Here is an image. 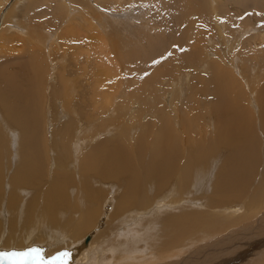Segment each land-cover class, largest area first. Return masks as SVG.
Masks as SVG:
<instances>
[{
    "label": "bare ground",
    "instance_id": "bare-ground-1",
    "mask_svg": "<svg viewBox=\"0 0 264 264\" xmlns=\"http://www.w3.org/2000/svg\"><path fill=\"white\" fill-rule=\"evenodd\" d=\"M181 2L185 4L182 0ZM194 2L192 0L191 12L188 17L182 8L183 15H168L164 20H161L160 17V20L156 19V22L169 27L171 24L177 23V20L178 25L179 22L184 21L182 31L188 32V39L185 41H192L189 38L192 32L191 13L194 14L193 16H199L203 21L208 18L205 14L207 8L204 6L203 9L201 6H196ZM193 8H195L196 14L192 12ZM110 14L117 15L116 12ZM100 19L102 21V18ZM96 21L97 24L98 22L102 24L101 21ZM208 21L210 20L208 19ZM106 25H108L107 20ZM33 34L37 37L36 30L33 31ZM141 38L143 43L141 49L138 52L128 53L129 55H138L137 59L134 58L137 63L132 62L137 68L136 75L138 77H144L143 73L149 71L151 67L159 65L158 63H165V59L160 57L158 53V49L165 42V36L158 33L143 35ZM34 39L36 40V38ZM37 39L39 38L37 37ZM103 40H105L104 37ZM178 45V48L183 50L181 42ZM193 45L194 49L189 58L190 63H195L196 60L203 58L198 49L200 44L196 41V44L193 42ZM118 56L121 59L124 58L121 52ZM100 57L102 58V56ZM38 58L41 61V58ZM39 59L37 60L39 61ZM34 60L36 61V59ZM169 60L167 58V62ZM154 61H158V63H154ZM17 69L21 71L23 67ZM13 71L14 73L11 74L0 69V239L3 243L1 249L19 252L23 247L20 246L22 240L30 231H34L35 239L23 248L33 249L34 243H45V238L47 243H55V249H47L45 256L40 254L42 255L40 261L34 256L28 258L32 262L34 260L39 261L36 264H64V260H60V262L53 260L56 257L55 253L62 247H69L71 251L80 249L78 252L80 258L78 256L76 262L80 260L82 264H206L204 262L209 253L203 252L202 249L195 250L193 246L191 248L194 251L187 252L186 250L191 243L187 244L186 242L189 241H186V238L192 239L191 236L197 235L199 232L202 233L203 237H206L209 233L213 231L217 233L221 231L222 227L232 225L236 221L226 222L224 224L228 225L225 226L220 220L217 223L209 221L205 218L203 211L198 208L190 210L186 208L188 203L197 201L199 204L211 208L210 214L213 213L215 216L228 212L230 216H224L222 219L231 217V214L237 212V209L242 208L244 210L239 215V221L247 223L241 225L242 227L246 226L243 227L244 232L237 227L230 229V235H227L225 244H223L225 247L223 253H231V255L226 262H216L215 264H239L248 256L260 254L257 251L261 245L264 246L262 235H260L262 236L260 240H258L260 236L255 240L253 237L252 240L248 235L251 239L248 240L249 242H247V238L242 237L243 240L239 241V239L238 245L230 247V244L233 242L236 244L235 240L242 234L253 230L257 222L253 223L252 219H249L255 213L259 215L262 210L264 211V90L261 94H256V98L253 94L256 102L255 109H257L256 116H254L255 110L251 113L241 103L243 100L239 96L235 94H229V96L227 90L225 93V88L223 89L221 86L225 81L219 83L221 76L218 77L213 73L214 71L212 72V80L210 81L213 83V85L211 84L213 87H207L208 91L206 89L207 81L203 82L202 73H197L201 76L195 80L204 84L201 86L200 93L207 91L212 93L188 94L187 97L185 94L182 97L176 95L170 100L171 102L166 103L168 107L161 103L158 106L156 103L160 99L155 94L149 99L144 98L142 94H135V100L140 106L134 111L126 112L127 108H120L121 104L117 107L114 105L115 107L111 112L104 111L102 115L97 117L95 125L87 122L86 125H83L84 129L83 126L79 125L80 129L76 130L75 126L78 124L75 125V122L73 123L74 118L72 119L76 115L73 113L72 94L67 92L70 88L73 89L76 83L72 84L69 81L71 84L68 85V80L65 81L66 91L64 94H59L56 89L57 85L52 84L49 92L45 90L47 93L45 94V92L40 91L43 85L41 87L38 85V81L43 82L42 79H44V77L38 79L41 75L38 68L31 65L29 73L32 77L29 81L25 80L26 77L24 79V76L20 77L21 79L14 78L19 76L17 74L13 77L12 75L17 73L15 67ZM28 71L29 69L27 73ZM215 73L219 74L218 72ZM108 75L107 73V78ZM167 75H172V72L162 68L159 73H152L150 79ZM222 75L225 73L222 72ZM144 79L147 84L151 82L146 78ZM229 82L230 85L231 82ZM57 83L60 84L59 79ZM46 87L49 89L48 84ZM198 91L197 93H199ZM58 96L63 100L58 110L61 119L57 120L58 112L52 118L50 116L52 115L51 109L48 108L50 112V115L46 117L49 120L48 125L43 126L45 132L47 126L52 127V138L50 141L46 140L50 144L48 146L50 148L47 149L46 143L43 142V136L45 135L46 139H50V137L47 133L42 135V117L45 119L43 107L46 99L50 108L57 107L55 104L60 100V98L57 99ZM97 97L98 94L91 97L94 105H98ZM103 98L101 107H108L114 100L113 97L108 98L106 95ZM82 100L85 101L81 99V103ZM181 100L182 103L180 104H183L186 110L183 109L181 114L175 116L172 113L173 104ZM199 102L202 103L203 107L197 109L195 106L198 107ZM77 104L78 101L75 107H78ZM178 110L180 111V109ZM53 111L56 112L57 110L53 109ZM78 111L82 113L83 107H80ZM72 114L74 115L72 116ZM117 115L121 122L114 126L112 121L114 118L117 119ZM80 116V120H83V117ZM91 117L94 119V114ZM129 118L130 120L135 119L136 123L141 125L136 124L140 127L139 133L135 132L132 135L133 131L131 132L130 129L134 123ZM140 118H144V121L145 118L150 121L147 123L137 122L136 119ZM92 119L90 120L92 121ZM112 126L116 130L119 129V136L110 132L109 127L112 128ZM137 126L134 127L137 129ZM95 127L102 131L99 132ZM3 128H6V134H4ZM132 138L135 142H130ZM83 143L88 144V149L85 150L84 154H82ZM49 149L52 151L51 158L48 153ZM50 160L51 165L49 164ZM12 164L13 169L11 168ZM49 166L52 168L48 174ZM74 173L78 175L77 181L74 179ZM119 183H122L123 187ZM104 186L108 188L106 189ZM162 190H167L165 193H169L170 196L176 190L185 192L180 193L179 198H172V202L170 201L172 204L169 203L173 210L178 211L168 212V209H161L157 206L153 209L148 207L154 199L161 200L160 196H166V194H158ZM196 192L202 193L195 197L194 193ZM108 194L111 196L114 194V204L111 207L113 206L116 212L113 220L126 213H133V211L137 213L139 207L145 208L148 205L147 216L151 218L146 223V232L144 231L143 238L133 234L136 230L123 231L124 235L122 233L121 236L133 237L121 241L117 235V233H121L120 226L115 227L114 232L111 231L110 225L105 228L104 233L95 229L102 209L106 208V203L109 202L105 201L109 197ZM181 194L186 196H181ZM97 195H102V198L98 199ZM193 197L197 200L190 201L188 199ZM230 205L237 206V209L228 210L225 207ZM221 206L225 208L222 207L221 210H218ZM161 212L165 213L161 214ZM238 225L240 226V224ZM262 226L258 227L261 229V231L259 229L260 232H263L264 227ZM41 227L44 228V231L40 229ZM258 228H256L257 232ZM45 230L48 231V234H45ZM90 230L95 231V233L84 237ZM254 230L253 234L255 233ZM38 231L42 232V236L36 235ZM115 232L116 234H113ZM223 235L225 234L218 235L216 238L219 239ZM49 236H52L53 240L47 239ZM97 238L109 241H104L102 245L95 246ZM63 239H65L64 242ZM220 244H222V240H220ZM108 247H110L109 250ZM239 248L245 249L242 254L243 257L238 255L243 250L236 253ZM219 249L218 253H213L217 260L225 257ZM221 249L223 248L221 247ZM185 251L187 254L182 257ZM53 254L54 257L50 258L49 256ZM233 255L237 256L232 257ZM32 262L30 261L29 264H33ZM261 264H264V259Z\"/></svg>",
    "mask_w": 264,
    "mask_h": 264
},
{
    "label": "rangeland",
    "instance_id": "rangeland-1",
    "mask_svg": "<svg viewBox=\"0 0 264 264\" xmlns=\"http://www.w3.org/2000/svg\"><path fill=\"white\" fill-rule=\"evenodd\" d=\"M182 1L185 4H182L181 0H0V69L5 70L7 73L10 72L12 74L14 73L13 69L15 67L17 73L13 74L12 76L14 77V75L17 76L18 74L19 77L14 78L21 79L24 76V79L26 77L25 80L29 81L32 77V75L29 73L31 70V65L35 66L40 70L42 75H40L38 79H42L44 77V79H42L43 82L38 81V85L39 87L43 85V87L40 88V91H42V93L45 92V94H47L46 91L49 92L50 85L52 84L57 85L56 89L59 91V94H64L66 91L64 84L65 81L68 80V85L70 83L69 81H71L72 84L76 83L73 89L70 88V90H67L68 94H72L71 101L72 103H74L73 113L76 114L75 116H73L74 114H72V119L74 118L73 123L75 122V125L78 124V126H75L76 130L80 129L79 125H86L87 122L88 124L91 123L95 125L94 123L97 121L98 116L102 115L104 111H108V113L111 112L113 107H117L119 104H121L120 108H127V110H125L126 112L134 111L135 109H137L138 106H140L135 100V94H142L146 99L151 98L152 95L154 96L155 94V96L161 101L157 102L156 104L158 106L161 104H165V107H168L166 103L171 102L170 100H172L176 95L182 97L185 94V97H187L188 94H210L212 92H208L209 89L207 87H213V83L210 81L212 80L211 74L213 75V73L218 77L221 76L219 83L225 81V84L222 83L221 85L223 89L225 88V93H227V90V95L235 94L239 96L240 99L243 100L241 101V103L248 110H250L251 113H253V111L255 110L253 114L254 116H256L255 112L257 109H255L256 102L254 101V97L256 98V94H261V92L264 90V0H193L195 1L194 4L196 6H201L203 7V9L204 6L207 8H205L207 12L205 14L208 18L207 20L203 21L199 18V16H193L194 14L191 13L192 32L189 38H191L192 41H185V39H188V32L182 31L184 21H182L181 23L179 22L178 25L177 20V23L171 24L169 27H166L165 25L156 22V19L160 20V17L161 20H164L166 16L168 17V15H183L182 8L184 10V13L186 14V17H188L191 12L192 0ZM186 1L188 6L186 5ZM194 11L195 8H193L192 12L196 14V12ZM111 12H116L117 15L110 14ZM100 18H102V21ZM105 19L107 20L108 25H106ZM208 19L210 21H208ZM96 20L101 21L102 24L99 22L97 24ZM103 22H105L104 25ZM35 26L37 27V29H35ZM104 26L106 27V29ZM34 30H36L37 37L39 39L34 36ZM158 33H162V35L165 36V42L158 49V53L160 54V57L165 59V63L163 64L162 62H155L159 64L156 65L157 67H151L149 71L147 70L143 73L145 75L144 77H138L136 75L137 68L134 66V64H132V62H135L134 58L136 57L137 59L138 55L129 54L130 52H138V50L141 49V46L143 45L141 37L143 35H153ZM101 35L103 36L101 37ZM103 37L105 40H103ZM34 38H36V40ZM196 41L201 46H199L198 49L199 52L202 53L203 58L201 60H196L195 63H190L189 58L194 49L193 42H195L196 44ZM179 42H181V48L183 50H180V48H178ZM89 44L91 45L89 46ZM113 46L114 48H112ZM118 47H120V51ZM115 50L116 52H114ZM120 52L121 55L124 57H122L123 59L118 56ZM36 56L40 57L41 61ZM100 56H102V58ZM167 58L170 59L168 62ZM34 59H36V61ZM37 59H39V61ZM135 63H137V60ZM38 64H41L40 67ZM16 67H23V70L20 71V69H17ZM162 68H166L167 71H171L172 75H167L164 77L159 76V78L156 77L155 79H150V75H152V73H159ZM28 69V73L30 75L27 73ZM84 71L86 72L84 73ZM215 72H218L219 74H216ZM222 72H224L225 75H222ZM107 73L109 74L108 78L106 77ZM197 73H202L203 76L197 75ZM198 76H201V78H203V82L207 81L206 89L208 90V93H200V90H202L201 86L204 84L200 81L195 80V78H198ZM144 78L150 80L151 82L147 84V81ZM58 79L60 80V84L57 83ZM227 79L231 82L230 85L228 84ZM47 84L49 86V89H47L46 87ZM208 84L210 85L208 86ZM197 91L199 93H197ZM95 94H98V105H94L92 102L93 98L91 97ZM77 95L79 98L77 97ZM105 95L108 96V98L113 97L114 100L110 103V105H108V107H101L104 101L103 96L105 97ZM76 97L78 100L76 99ZM59 98L60 96L57 97V99ZM81 99H84L85 101L82 100L81 103ZM119 99L121 103L120 101H118ZM61 101L63 100L60 98V100H58V102L55 104V106L57 105V107H55L57 109H55L50 108L48 105V100H45V106L43 105L44 109L42 108L43 110H45V119H43L42 117L43 122H41L42 129L44 128L43 126L48 125L49 120H47L46 118L48 115H50L48 108L51 109L52 115L50 116H52L53 118L54 114L56 115V113L60 109ZM77 101L78 104L76 106L78 107H75ZM180 103H182V100L173 104L172 113L175 116L179 115V113L181 114L183 112V109L186 110L185 106ZM80 107H83L82 113L78 111ZM195 107L199 109L203 107V105L201 102H199L198 107ZM53 109L57 111L54 112ZM178 109H180V111ZM91 111L94 112V119H92L91 117L93 116ZM46 113L48 114L46 115ZM58 114L57 120L59 121V119H61V116L59 112ZM78 115H82L80 117H83V120H80ZM118 117L119 116L117 115V119L114 118L112 121V124H115L114 126H117L116 124H118V122H121ZM90 119H92V121ZM140 119H136L137 122L147 123L150 121L146 120V118L145 121L144 118ZM57 120L56 122L58 123ZM130 121L134 123L135 127L137 125L141 126L140 124L136 123L135 119H132ZM44 122H47V124H45ZM209 125L212 126L211 124ZM114 126H112V128L109 127L110 132H114L115 136H119V129L116 130ZM139 126H137V129L135 127H132L130 129L131 132L133 131L132 135H134L135 132L139 133ZM51 128V126H47L46 132L44 131V129L42 131V135L47 133V135L50 137V139H46V136H43V142L46 143L47 149L50 148L48 147L50 144L49 142H46V140L50 141L52 138ZM95 129L97 128L95 127ZM3 131L5 132L4 134H6V128H3ZM101 131L102 130H99V132ZM131 141L135 142L133 138L130 140V142ZM84 142H86V140H84ZM87 149L88 144L83 143L82 154H84L85 150ZM49 151L50 149L48 150V153L50 155H48L51 158L52 151ZM50 163L51 160L49 164ZM11 168L13 169V164ZM49 168L48 174L50 173L52 166H49ZM73 176L74 179L77 181V173H74ZM121 184L122 183H119V185ZM121 186L123 187V185ZM104 188L107 189L108 187L104 186ZM166 191L167 190L159 191V195L166 194V196H160L162 198L161 200L157 198L151 202L149 201L151 205L147 206L151 207L152 209L155 206L161 209H168V212L178 211L176 209H172V206L170 205L172 204L171 199L179 198L180 193L185 192H180L176 190V192H172V195L170 196L169 193H165ZM110 193H113V191H110ZM201 193L202 192H196L194 193V196L196 197ZM207 193H209V190H207ZM113 195L111 196V194H108L109 197L105 201L109 202L106 203V208L102 209V214L100 216L101 218H98L99 221L98 224L95 226V229L104 233L105 228L110 225L109 227L111 228V231L114 232V228L120 226L122 230L121 233L119 232L117 233V235L121 241H125L126 239L133 237H129L128 235L121 236L122 233V235H124L123 231L129 232L131 230H136L137 233L133 232V234L137 236L140 235L142 237L144 231L146 232V223L151 218L147 216V212L149 211L147 206L145 208L139 207V211L137 213L135 211H133V213H126L122 217L115 218L113 220V217L115 216L114 214L116 212V210L113 209V206L111 207V205L114 204ZM182 195L183 194H181V196ZM183 196L186 195L184 194ZM97 198L101 199L102 195H97ZM188 199L190 201L197 200L194 197ZM188 205L186 206V208H188L189 210L193 208H198L200 211H203L205 218L211 222L217 223L220 220L224 224L226 222L229 223L231 220H234V222L236 221V223L232 225L224 224L225 226H228L224 228L222 227V229L220 228L221 231L217 233L213 231L206 235V237H203L202 233L199 232V234H197L198 236L192 235V239L186 238V241H189L186 243H191L190 247H188V249L186 250L187 252L194 251L192 249L194 247L195 250L202 249L203 252L209 253L208 258L205 259L207 262L205 261L204 263L215 264L216 262H226L227 258L229 257V255H231V253H223V251H225V247L223 246V244H225V238L227 237V235H230V229L237 227L239 229H242L243 231V227H246H242L241 225H245L247 223L239 221V215H241L244 210L242 208L240 210L237 209V206L235 205H230L231 207L225 206L228 210L236 208L237 212L231 214V217L229 218L222 219L224 218V216L227 217L229 215L228 212H224L215 216L213 215V213L210 214L211 208H209L207 205L204 206L202 204H199L197 201L188 203ZM222 207L224 206L219 207L218 210H221ZM165 212H161V214ZM255 215L256 213L249 219H252L251 221L253 223L257 222L254 229L262 225V227H264V211L262 210L260 212V216ZM262 215L263 217L261 218ZM251 221L249 222L251 223ZM238 224H240V226ZM40 229L44 231V228L41 227ZM259 229L260 228H258L259 233L256 229L254 230L255 233L253 234V230L251 229L245 234H242L237 240H235L236 244H234L233 242L232 244H230V247L238 245L239 241L243 240L242 237L245 239L247 238V242H249L253 237L254 240L255 238L257 239V237L260 235L264 237V228L262 229L263 232H260L261 229L260 231ZM46 231L47 230H45V234H48V231ZM88 232L84 235V237L90 235L91 233H95V231L91 230ZM113 234H116V232ZM221 234H225L226 236L223 235L219 239L216 238L218 235ZM34 235L35 232L30 231L28 235L25 236V238L22 240L20 246L25 247L26 245L30 244L36 237H34ZM36 235L42 236V232L38 231ZM248 235L251 239L248 237ZM262 236H260L258 240L262 239ZM47 239L53 240V237L49 236ZM220 240H222V244H220ZM64 241L65 239H63V242ZM104 241L109 240L97 238L95 246L102 245ZM45 243L36 242L34 243L35 245L33 244V249H43L40 252V254H43V256H45V254L47 253V249H55V243H47L46 238ZM2 246L3 243L0 239V249L2 248ZM23 247L19 251L22 254L27 253V251L30 250L27 247L26 248L28 250ZM221 247L223 249H221ZM218 248H220L219 251H222V253L225 255V257H223V255H220L223 257L220 258V260H217L213 255V253H218ZM109 249L110 247H108V250ZM43 251L44 253H42ZM186 251L182 257L186 256ZM238 251H242L238 254L242 256L245 249L239 248L236 253H238ZM263 251L264 246L261 245V248L257 251L260 252V254L257 253L256 255L248 256L239 264H259V262L261 264L264 259ZM61 252L68 253V258L67 260H64V264H76L77 262V264H82L80 260L76 262L78 256L80 258V255L78 254V252H80V249L71 251L69 247H62L61 250L55 253V255L57 256L58 253ZM235 256L233 255L232 257ZM26 257L30 258V256ZM49 257L53 258L54 254ZM212 257L213 259H211ZM41 258L42 255H40V260ZM28 260L29 263L30 261L32 262L31 259ZM53 260L56 261V259ZM35 261L36 260H34L32 263L36 264L39 262ZM57 261L60 262V260Z\"/></svg>",
    "mask_w": 264,
    "mask_h": 264
},
{
    "label": "water",
    "instance_id": "water-1",
    "mask_svg": "<svg viewBox=\"0 0 264 264\" xmlns=\"http://www.w3.org/2000/svg\"><path fill=\"white\" fill-rule=\"evenodd\" d=\"M87 239V237H86ZM9 254L7 256H4L3 254ZM12 253H16L18 255H10ZM0 264H29L28 257L25 255H22L21 253L17 251H13L11 249H0Z\"/></svg>",
    "mask_w": 264,
    "mask_h": 264
},
{
    "label": "snow or ice",
    "instance_id": "snow-or-ice-1",
    "mask_svg": "<svg viewBox=\"0 0 264 264\" xmlns=\"http://www.w3.org/2000/svg\"><path fill=\"white\" fill-rule=\"evenodd\" d=\"M155 62H158V61H154V63ZM41 251L42 250H40V249H30L29 252L23 253L22 255H25V256H34L36 259H40V252ZM3 255L4 256H7L9 254L5 253ZM10 255L15 256V255H18V254L12 253ZM67 258H68V253L67 252L58 253V255L56 257H54V259H56V260H67Z\"/></svg>",
    "mask_w": 264,
    "mask_h": 264
}]
</instances>
